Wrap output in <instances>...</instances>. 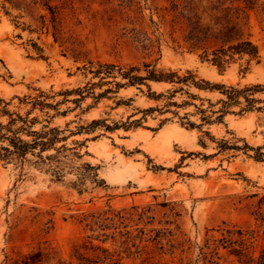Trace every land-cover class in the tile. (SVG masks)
Masks as SVG:
<instances>
[{
	"label": "rangeland",
	"instance_id": "obj_1",
	"mask_svg": "<svg viewBox=\"0 0 264 264\" xmlns=\"http://www.w3.org/2000/svg\"><path fill=\"white\" fill-rule=\"evenodd\" d=\"M172 2L0 0V124L19 114L32 130L57 128L65 148L43 155L68 165L56 179L36 156L0 160V264L38 248L77 264L78 253L102 257L97 247L119 264H258L264 0L247 10L259 59L235 55L223 68L182 43ZM99 63L140 74L155 64L193 82L102 83ZM229 86L249 89L230 101Z\"/></svg>",
	"mask_w": 264,
	"mask_h": 264
},
{
	"label": "trees",
	"instance_id": "obj_2",
	"mask_svg": "<svg viewBox=\"0 0 264 264\" xmlns=\"http://www.w3.org/2000/svg\"><path fill=\"white\" fill-rule=\"evenodd\" d=\"M128 1L131 2L132 0ZM234 1H242L243 6H232ZM253 3L254 0H174L171 3V25L181 31L180 39L183 44L190 50L201 51L202 57L207 58L219 68H223L230 62L235 61V55H238L237 58L239 59L247 56L246 63H248L251 59H259L258 47L251 39L249 31L250 16L247 13V10L253 7ZM213 10L218 13L222 12L223 15L211 16ZM205 14L208 16H202ZM208 50L211 57L208 56ZM143 66L144 74H140V68L135 65L124 68L107 63L97 64L95 70H91V72L94 76L99 77L102 83H110L111 81L108 78H112V82L117 86L139 85L147 80L176 83L191 80L193 82L192 76L180 77L173 71L164 72L163 70H158L155 64L143 63ZM117 76L124 81H116L115 78ZM203 82L209 84L206 81ZM247 89L249 88L243 90ZM243 90L229 86V90L225 92L227 100L236 101V98ZM244 98L249 105L254 102L252 97L244 96ZM227 100L224 101L225 104ZM32 120L35 119L30 120L27 116L19 114L13 116L11 114L7 123L0 124V160L15 161L23 164L27 160V155L30 154L36 156L40 162L47 165L54 177L59 179L64 167L68 166L67 161H65L67 157L52 153L43 155V152L52 148L59 152L60 148H65L64 145L55 147V143L65 140L66 136L60 135V130L55 127L45 126L47 127L45 130H32L30 125L33 122ZM92 123H95V121H92ZM104 126L110 129L118 128L116 125L111 127L104 124ZM22 134L30 138H23ZM246 146L248 147V145ZM78 176L80 183H84L89 174L80 172ZM238 245L243 249V237L239 239ZM97 249L103 252L102 257H90L88 254L78 253L76 256L77 264H119V260L113 259V254H110L107 249L99 247ZM236 250V248L232 247L230 253L242 255V250L239 253H236ZM53 258L54 256L50 255V252H44L38 248L25 254L16 264H52L51 260ZM259 260L257 261L258 264H264V249L259 255ZM248 261L252 263L254 257L249 256ZM57 264H72V262L58 259Z\"/></svg>",
	"mask_w": 264,
	"mask_h": 264
}]
</instances>
